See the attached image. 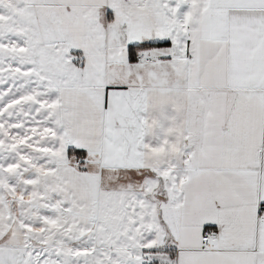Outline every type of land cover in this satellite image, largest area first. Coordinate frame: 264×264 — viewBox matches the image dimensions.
<instances>
[{
    "label": "snow or ice",
    "instance_id": "snow-or-ice-1",
    "mask_svg": "<svg viewBox=\"0 0 264 264\" xmlns=\"http://www.w3.org/2000/svg\"><path fill=\"white\" fill-rule=\"evenodd\" d=\"M0 264H264V0H0Z\"/></svg>",
    "mask_w": 264,
    "mask_h": 264
}]
</instances>
